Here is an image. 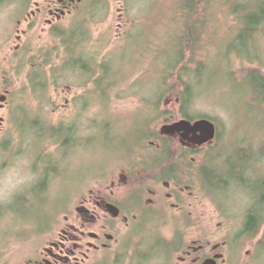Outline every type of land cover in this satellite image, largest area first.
<instances>
[{"label": "rangeland", "instance_id": "374dc122", "mask_svg": "<svg viewBox=\"0 0 264 264\" xmlns=\"http://www.w3.org/2000/svg\"><path fill=\"white\" fill-rule=\"evenodd\" d=\"M26 1L7 0L0 6V264H23L28 259H37L33 250L40 251V255L52 242L59 240L62 232L72 226L82 228L85 216L80 212L86 209L87 198L107 194L119 203L129 192L126 180L133 172L139 176L136 186L158 187L161 193H165V185L170 184L167 179L160 184L159 177L144 175L140 169V164L144 166L147 163L141 160H149L153 153L156 154L151 144L157 142L151 141L142 146L136 131H129L121 122V135L127 139L113 138L109 130L102 128L98 134L92 135L94 141L89 142V121L93 122L103 108L89 111V107H85L90 91L95 88L93 82L85 84L89 80L86 74L71 72L64 76L61 72L58 77L64 81L59 80V84L55 85L56 70L62 71L64 58L61 57V41L54 37L53 31L56 28H73L82 37L90 30L91 42L88 40L85 43L88 50L96 49L98 43L102 42L101 45L107 51L103 56H106L125 46L122 52L124 67L129 61L138 65L144 61V69H150L157 60V54L167 48L177 38V34H183L184 18L175 0H103L107 4L100 18L90 25V9L98 0L77 3L67 16L51 13L57 9L60 0H31V3L25 4ZM217 13L219 16L210 26L211 33L202 37L204 47L201 51L205 48L204 55L200 51L197 59L205 61L214 52V69L220 73L223 60L216 58V52L228 46L234 30H231L233 22L226 13ZM150 42L153 44L146 48ZM49 55L52 61L50 59L48 62ZM100 60L103 63L102 58ZM84 62L89 64L88 54H85ZM244 67L242 62L236 64L237 83L240 84L232 83L222 71L220 82L214 81L200 90L206 98L199 100L193 114L199 118L198 121L213 120L220 130L219 140L206 147L196 148L185 144L180 136L171 138L181 152L182 148L201 152L191 154L187 161L176 156L180 171L178 179L182 181V177V182L189 186L204 188L202 166L214 148L219 149L223 162H240L238 153L245 149L250 154L252 150L260 161L258 165L252 164L257 178L254 180L251 175V181L256 184L264 176V155H261L264 152V109H257L253 96H245L241 86L238 87L242 84L247 68ZM38 68L48 77L50 90L46 94L34 95L29 78L32 71ZM144 69L137 71L132 81L140 80ZM134 70V67L129 72L124 70L121 80L132 76ZM148 78L154 79L152 76ZM122 94L120 92L113 96V105L109 108L113 119H143L149 109L147 104L132 93L129 96ZM4 99L5 102H2ZM177 101L169 98L164 102L163 110L177 113ZM182 121L178 116L170 115L166 120L156 122L152 131L164 137L166 126ZM37 122L40 127L36 125ZM47 124L52 127L72 125L80 130L76 138L79 147L70 151L59 148L53 141L40 139L38 129L46 128ZM69 137L66 135L64 140L67 141ZM9 143L13 147L11 154L4 150V145ZM193 160L195 164H191ZM221 161L215 166L220 167ZM49 173H52V177L45 188ZM245 177L250 180L249 175ZM231 184L228 188L215 189L214 192L205 189L199 194L195 190L202 202L199 203V215L195 217L205 220L202 228L206 233L212 231L219 234L214 242L220 241L229 228L236 232L243 230V215L255 203L251 197L252 190ZM219 203L220 206L217 205ZM164 212L172 220L184 217L182 212L170 207ZM183 229L182 225L173 224L166 227L146 226L141 232L142 252L149 254V250H156L159 254L154 253L155 256L163 258L160 252L164 238L171 240ZM117 233L122 234V231ZM192 240L193 236L190 242ZM261 240L262 236L261 239H253L252 244L246 243L239 258L240 264H264V258L258 256L256 250ZM146 243L151 247L147 248ZM250 252L252 257L248 256ZM115 256L114 253L111 258L114 260ZM167 259V256L157 261L142 258V262L166 264Z\"/></svg>", "mask_w": 264, "mask_h": 264}, {"label": "trees", "instance_id": "16d2710c", "mask_svg": "<svg viewBox=\"0 0 264 264\" xmlns=\"http://www.w3.org/2000/svg\"><path fill=\"white\" fill-rule=\"evenodd\" d=\"M5 1L7 0H0V6ZM175 2L180 7V14L184 18L183 34H177V38L173 39L167 48L165 47L157 54L156 62L150 69L146 70L144 69V61L140 65L133 63V61H129L125 67L122 65L125 62L122 57L125 46L106 56H103L107 51L101 45L102 42L98 43L96 49L91 50L89 48L88 50L85 43L88 40L89 43L91 42L90 30L89 32L86 31L82 37L73 28L71 30L56 28L53 31L54 37L61 41V57L64 58L62 71L56 70L57 80L55 85L59 84L60 78L58 75L61 72L64 76L67 73L71 74V72L86 74L87 77L89 76V80L85 84L93 82L95 88L94 91H90L85 107H89V111L94 108L95 110L103 108L93 122L89 121V142L94 141L92 135L98 134L102 128L109 130L113 138L127 139L126 136L121 135L120 122L129 131H136L137 138L142 146L144 143L151 141L158 142L162 149H155L156 154L153 153L151 159L141 160V162L147 163L144 166L140 164V169L142 171L148 170L151 175H156L161 181L165 179L179 181L177 167L179 163L176 156H180V160L187 161L191 154L197 155L201 152L183 148L181 152L173 139L163 137L158 132H153V126L156 122L166 120L170 115L178 116L184 121L196 123L199 118L194 116L193 112L199 100L205 97L200 90L210 86L214 81L220 82L222 71L226 78L235 84L239 82L236 77V64L238 61L242 62L247 68L244 70L242 84L238 87L241 86L245 96H253V101L258 106L257 109H264V0H175ZM26 3H31V0L26 1ZM106 4L103 3V0H98L92 5L90 9L92 20L89 25L92 21H98ZM22 10L25 11L24 7ZM217 11L220 14L226 13L225 15L233 22L231 30H234L228 46H224L216 52V58L223 60L220 73L214 69V52L205 61L197 59V54L204 47L202 37L211 33L210 26L219 16ZM150 44L153 43H148L146 48ZM204 51L205 48L203 52L201 51L202 55H204ZM125 53L129 52L125 51ZM85 54L89 55V64L84 62ZM48 57L49 60L47 61L49 62L50 59L52 61V56L49 55ZM143 57L145 56L143 55ZM101 58L103 63L99 62ZM131 67L135 68L133 75L121 80L124 70L129 72ZM141 69H144L145 72L141 79L132 81L137 71ZM148 76H152L154 79H149ZM29 80L34 95L46 94L50 90L49 79L40 68L32 71ZM60 81L63 82L64 80ZM120 92H123L122 95L124 96H129L132 93L145 105L147 104L149 108L146 112L147 115L143 116V119L140 117V119L136 118L134 120L127 118H121L124 119L121 120L119 118L120 121L117 119L119 122L113 119L109 108L110 105H113V96ZM169 98L173 99L174 102L178 100L179 111L177 113L163 110L164 102ZM119 99H121L120 96ZM208 121L214 123L213 120L208 119ZM38 122L36 125L39 126ZM99 125L101 126L100 129ZM217 129V140H219L220 130L218 126ZM38 130L40 139L53 141L59 148L72 151L79 147L76 144L78 142L76 138L80 130L72 125L62 124L58 127H52L47 124L46 128ZM66 135L71 136L67 141L64 140ZM71 139L73 142H71ZM11 145L12 143L4 145V150L9 154H11L13 148ZM238 154L240 162L234 160L223 162V156L219 153V149L214 148L213 152L208 154L205 159L201 173L203 178H201L204 188L208 192L228 188L232 185L231 183H234L236 186L243 187V189H252L257 193L260 198L259 205L250 215L246 226L247 230L252 232L251 235L255 237L264 228V176L263 178L260 177V182L253 184L251 175L254 176V180L257 176L252 164H259L258 156L252 150L248 154L245 149H242ZM67 157L68 155L65 158L66 161L68 160ZM220 160H222V165L216 167L215 165ZM191 164L193 163L191 162ZM170 165L172 167L169 169ZM51 174L49 173L47 176V181L44 184L45 188L52 177ZM245 175H249L250 180H246ZM46 193V195L49 194L48 190Z\"/></svg>", "mask_w": 264, "mask_h": 264}, {"label": "flooded vegetation", "instance_id": "af4514ba", "mask_svg": "<svg viewBox=\"0 0 264 264\" xmlns=\"http://www.w3.org/2000/svg\"><path fill=\"white\" fill-rule=\"evenodd\" d=\"M83 1L60 0L57 9L51 13L67 16L77 3L81 4ZM157 143H152L151 148L161 150V146H158ZM192 163L195 164L196 161L193 160ZM133 173L126 180L129 192L126 197L119 200V203L107 194L101 197L87 198L86 209L80 212L85 216V225L82 228L70 227L68 231L62 232L59 235V240L52 242L49 248L44 250L45 252L42 251L39 255L40 251L33 250V254L38 256L37 259H28L22 263L105 264L115 261L114 264H145L142 262V258L157 261V259L164 260V257L167 256L166 264H174L175 260L176 264H240L239 258L246 243L252 244L253 239H261V236L262 240L256 245V250L258 256L264 258V253H262L264 252V228L261 231L262 235L255 237L246 228L248 219L259 205L260 199L252 189H250L252 190L251 197L255 203L246 210L243 218L241 217L245 220L243 230L240 231L237 228L236 232L233 228H229L226 235L221 236L220 241L214 242L213 240L219 234L212 231L206 233L202 228L205 225V220L195 217L196 214L199 215L200 204H202L199 196L200 191H205V188L197 189L189 186L186 182L184 183L188 186L183 185V182L181 184L180 180L176 182L170 180V184L165 185L166 192L161 193L158 187L136 186L139 176H136L135 172ZM142 173L144 175L151 174L147 171ZM181 179L184 181L182 177ZM158 183L161 184L162 181ZM196 189L199 192L198 195L195 192ZM109 205L119 209V217L109 213ZM217 205L220 206V203ZM167 207L182 212L184 217L180 220L168 218L164 212ZM223 215L228 217L227 214ZM172 224L182 225L184 229L171 240L164 238V244L157 240L163 245L162 252H160V254L163 253V258L155 256L156 250H149V254L145 251L142 252L141 232L146 226L166 227ZM120 231L122 234L117 233ZM192 236L194 240L190 242ZM145 245L147 248L151 247L147 243ZM114 253L116 259L113 260L111 255ZM142 253L145 254L141 258ZM248 256L252 257L251 252Z\"/></svg>", "mask_w": 264, "mask_h": 264}, {"label": "water", "instance_id": "95a60500", "mask_svg": "<svg viewBox=\"0 0 264 264\" xmlns=\"http://www.w3.org/2000/svg\"><path fill=\"white\" fill-rule=\"evenodd\" d=\"M78 1L82 2L83 0ZM2 102H5V99ZM164 134L167 138L180 136L185 144L196 148H203L216 142L218 129L213 122L208 120L198 121L196 123L183 120L175 125L166 126ZM108 210L111 215L119 217L120 211L118 208L109 205Z\"/></svg>", "mask_w": 264, "mask_h": 264}, {"label": "bare ground", "instance_id": "6f19581e", "mask_svg": "<svg viewBox=\"0 0 264 264\" xmlns=\"http://www.w3.org/2000/svg\"><path fill=\"white\" fill-rule=\"evenodd\" d=\"M263 155H264V152H263ZM263 158H264V156H263ZM259 161V160H258Z\"/></svg>", "mask_w": 264, "mask_h": 264}]
</instances>
